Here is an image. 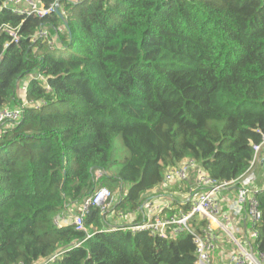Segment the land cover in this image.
Listing matches in <instances>:
<instances>
[{
    "label": "trees",
    "instance_id": "trees-1",
    "mask_svg": "<svg viewBox=\"0 0 264 264\" xmlns=\"http://www.w3.org/2000/svg\"><path fill=\"white\" fill-rule=\"evenodd\" d=\"M5 1L0 111L22 106L27 77L34 104L0 140V264H196L190 234L118 229L108 214L138 210L185 160L218 181L245 173L264 135V0L65 1L63 18L18 15ZM39 30L60 43L34 40ZM102 188L116 202L90 209L88 233L55 222Z\"/></svg>",
    "mask_w": 264,
    "mask_h": 264
},
{
    "label": "built area",
    "instance_id": "built-area-1",
    "mask_svg": "<svg viewBox=\"0 0 264 264\" xmlns=\"http://www.w3.org/2000/svg\"><path fill=\"white\" fill-rule=\"evenodd\" d=\"M60 1L79 3L82 0H57L50 6H46L40 0H6L3 7L18 15H36L43 18L55 12ZM3 31L9 34L14 43L19 42L20 36L16 28L5 26ZM38 39L45 40L50 47L55 45V37L51 36L49 30H39L34 36V40ZM26 89L25 83L23 94L26 93ZM23 102L21 107L5 108L0 111V140L8 128L18 125L24 107L34 104L26 99ZM101 175L99 172L96 173L97 178ZM190 179L193 183L188 188V198L184 200L175 198L176 193L172 190L185 185ZM160 189L158 199L145 202L136 211L127 212V214L119 212L116 215L118 229H124V226H127V229L133 232L147 231L152 236L163 239L188 233L193 237L196 246V264H213V255L217 251L221 236L228 231L233 243L226 258L223 257L228 264H264V253L256 244L262 217L258 198L264 193V135L261 143L254 146L253 159L239 178L230 181L215 180L207 175L197 162L186 160L165 173ZM231 195L233 201L228 205V209L224 210L222 207L224 197ZM114 203L115 197L111 191L108 188H102L94 197L85 200L78 214L75 215L72 225L77 230L88 233L89 229L85 227L84 217L90 209L100 207L103 212H109ZM186 206L187 210H185ZM170 211L174 213L169 214ZM239 216L247 218L248 227L243 242L234 238L224 225V222H231L232 218ZM194 218L205 221L206 226L197 228L192 225ZM55 221L59 223L62 220L58 218ZM114 230L116 229L108 231Z\"/></svg>",
    "mask_w": 264,
    "mask_h": 264
},
{
    "label": "crops",
    "instance_id": "crops-1",
    "mask_svg": "<svg viewBox=\"0 0 264 264\" xmlns=\"http://www.w3.org/2000/svg\"><path fill=\"white\" fill-rule=\"evenodd\" d=\"M22 97H23V101H25L24 97L25 94H23L22 92ZM191 184L193 183V180H191L190 182ZM187 187L183 188L182 190L179 189H174L172 191H174V193H176V195L174 196L175 198H177L178 200H184L187 199L188 197L186 195H184L185 193H183L184 191H186ZM167 196V195H165ZM150 198V200L153 199H158L160 197L159 191L158 189L152 190L151 193H149V195L147 196ZM171 197V196H169ZM233 201V196H229V197H224V201L222 203V207L224 210L228 209V205L230 203H232ZM229 214V212H227ZM65 222L66 218H63ZM224 225L226 226L225 229L229 230L230 234L232 236H234V238H236L239 242H243L245 240L246 237V233H247V218L245 216H239L237 218H232L231 222H224ZM232 240L231 237L228 235V231L223 233V235L221 236V241L218 245L217 251L216 253L213 255V264H214V259L217 258L218 256H220L221 260H219L218 264H224L223 262H225V264H228V262L223 258L227 256L228 252L231 250L232 248Z\"/></svg>",
    "mask_w": 264,
    "mask_h": 264
},
{
    "label": "rangeland",
    "instance_id": "rangeland-1",
    "mask_svg": "<svg viewBox=\"0 0 264 264\" xmlns=\"http://www.w3.org/2000/svg\"><path fill=\"white\" fill-rule=\"evenodd\" d=\"M58 53V52H57ZM29 77L25 78V80H23V85L22 87L19 89V94H22L23 92V89L25 87V82H28V79ZM116 146H121V147H118V151L116 152L115 154V158L117 160H123L124 157L126 156V149L125 147L122 145V140L121 138L117 139V143H116ZM184 187H182L181 189L178 187L177 189L179 190H182ZM115 201H116V197H115ZM108 217H110V219L113 221V223L116 225L117 224V221H118V217L117 216H114L113 214L109 215ZM127 221V220H126ZM129 222V221H127ZM124 225V224H123ZM214 264H218L219 263V260H221L220 256H218L217 258L214 259Z\"/></svg>",
    "mask_w": 264,
    "mask_h": 264
},
{
    "label": "bare ground",
    "instance_id": "bare-ground-1",
    "mask_svg": "<svg viewBox=\"0 0 264 264\" xmlns=\"http://www.w3.org/2000/svg\"><path fill=\"white\" fill-rule=\"evenodd\" d=\"M82 1H84V0H82ZM81 1V2H82ZM57 2V1H56ZM61 2H65V1H60V2H58L59 3V5H58V7H57V9H56V11L55 12H53V13H57V14H59L60 16H62V14H61V9H60V3ZM52 13V14H53ZM51 15V14H50ZM62 18H63V16H62ZM34 39V38H33ZM46 42V41H45ZM57 43H60V41L58 42V39H55V45H54V47H53V49L58 45ZM43 83H44V85H46V83L44 82V81H42ZM47 88H49V87H47ZM186 161V160H185ZM193 161V160H192ZM184 162V161H183ZM182 163V162H181ZM180 163V164H181ZM179 164V165H180ZM179 165H177V166H175V167H171V168H169V169H172V168H176V167H178ZM168 169V170H169ZM168 170H166V172L168 171ZM165 172V173H166ZM100 173V172H99ZM164 177H165V175H164ZM191 180L192 179H190L185 185H183V186H179V188L181 189L182 187H187V188H189V186L191 185ZM161 185V184H160ZM178 187H176L175 189H177ZM156 189H158V191H160L161 189H160V186L159 187H157ZM101 190V189H100ZM99 190V191H100ZM112 193V192H111ZM183 193H185L184 195H188V193H187V189H186V191H184ZM97 194V193H96ZM96 194H94L93 196H90V197H88V198H91V197H94ZM113 195V194H112ZM114 196V195H113ZM150 200V198L147 200V201H149ZM146 201V202H147ZM116 202V201H115ZM78 214V213H77ZM76 214V215H77ZM75 217V216H74ZM74 217H68V218H66V221H68V222H65V221H60L59 223H57L59 226H61L63 223H67V224H69V225H72V222L74 221ZM86 217V216H85ZM85 217H84V219H85ZM56 222V221H55ZM118 222V221H117Z\"/></svg>",
    "mask_w": 264,
    "mask_h": 264
}]
</instances>
